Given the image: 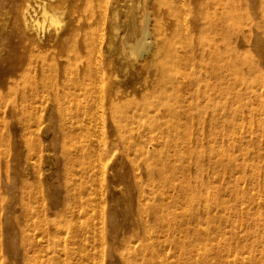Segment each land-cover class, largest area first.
I'll return each mask as SVG.
<instances>
[{"label": "bare ground", "instance_id": "obj_1", "mask_svg": "<svg viewBox=\"0 0 264 264\" xmlns=\"http://www.w3.org/2000/svg\"><path fill=\"white\" fill-rule=\"evenodd\" d=\"M249 37L264 40V0H0L5 259L22 264L17 235L26 251L36 246L44 252L55 244L27 264H99L106 249L115 264L140 258L151 264L166 245L196 261L183 251L188 242L158 236L141 239V249L131 245L149 230L137 198L156 188L136 190L142 184L136 170L157 175L168 194H180L173 205L164 192L148 200L151 219L166 224L161 216L173 207L192 210V202L209 193L199 185L188 198L191 187L175 185L173 171L182 153L207 143L209 132L229 135L213 123L222 119L224 93L232 95L228 107L239 111L227 123H247L238 147L249 134L251 141L241 158H228L225 165L238 174L235 199L245 203L247 193L253 195L250 213L245 206L241 211L247 236L237 244L253 247L251 259L264 258V74L236 92L235 59L223 61L226 40ZM204 207L191 213L207 223L211 214ZM226 252L232 251H220Z\"/></svg>", "mask_w": 264, "mask_h": 264}, {"label": "rangeland", "instance_id": "obj_2", "mask_svg": "<svg viewBox=\"0 0 264 264\" xmlns=\"http://www.w3.org/2000/svg\"><path fill=\"white\" fill-rule=\"evenodd\" d=\"M255 39L256 38L249 37L243 40L225 41V43H227L229 46H227L226 47L227 50L224 51L225 52L223 57L224 63L226 62V59L230 57L234 58L236 62V63L234 62V68L237 71L236 72L237 78L234 77V79L237 85L240 86V87L237 86L236 92L237 91L242 92L244 88H247L248 86L255 84L258 78L260 77V75L264 74V40L262 41L256 39V41H254ZM238 43H240V45L242 44V47L237 48L236 46L239 45ZM241 92H239V94ZM230 96L232 95H228L224 93V97H222V102L225 101L224 102L225 108L222 113V119L217 123L213 122L214 124L220 125L221 130L228 131L229 135L227 136L223 132H217V133L209 132L207 134V143L200 148L193 149L191 153L190 152L182 153V155L185 154V156L183 157L182 162L179 163L180 168H177L175 169L176 171H173L174 174H176L175 175L176 180L173 181L175 185L191 187V192L189 191L188 198L191 197V199H193L194 192L192 191V188L199 185L203 187V190L206 193H209L208 195L209 197L207 196V194L205 197L204 195H201L199 197V201H193L191 204L192 210H189L190 205L188 206L179 205L175 208L173 207L172 208V210L174 209L173 211L169 213H165L164 215L161 216L165 220L167 218L166 221L170 223L165 224L158 220H153L151 219V213L149 211V205L147 204L148 203L147 201L152 198H155L159 192H164L166 194L168 192V188L162 184L157 183V175L146 172L144 168L141 169V167L138 170H136L137 178L142 180L141 182L142 184L140 186H137L136 190L137 189L144 190L148 185H154V186L156 185V188L152 194H148L145 192L139 195V197L137 198V202L135 203V205L137 206L136 208L137 210L140 209L145 211L143 215L141 214V218L142 219L144 218L145 224L147 225V228H149V230L145 233L140 234L139 237L137 238L138 240H136L131 245H134L136 249H141V247L143 246L141 239H150L158 236H160L164 240L166 239L169 241L173 240L176 243L188 242L190 245L187 246L186 248H183V251L185 254L193 257L196 260V261H187L186 259H182L180 258L181 256L180 253L178 252V249L174 248L173 246L166 245L164 248L163 247L158 248L160 249V254L157 253L156 255H154V259L153 261H151V264L152 263L153 264H251V261H264V258H260V255L256 256V259H251L252 258L251 253L253 251V247L251 246L248 247V245L246 244H237L241 239L240 237L247 236L248 230L245 227L244 229L242 228L243 227L242 221L243 219L245 220L243 215L245 214H242L241 216V211L242 208L245 206L246 213L247 212L250 213V211L252 210L253 195H251V193H247L246 197H249V199L245 203H243V201H239L235 199L236 197L235 188H236V180L238 174L235 173V171L233 170L234 168L229 169L225 167V165L228 158L231 157L232 158L235 157L236 159L241 158V155L243 153L242 149L244 148L243 146L246 145L247 146L246 149H248L249 147H251V141H250V134L248 133L249 136L244 137L243 142L239 143V147L237 145L236 141L238 140V136H240L239 133L241 131V128L246 126L247 123H245L243 119H239L237 125L234 124L231 125L230 123H227L228 118L233 121L239 115L238 109H230V107H228V105L230 104ZM240 124L242 125L241 127H239ZM242 131H244V128L242 129ZM222 139L223 141H221ZM236 145H237V149H236ZM149 154L150 152L148 153V155ZM160 156L162 155L160 154ZM130 157L134 158L135 156L132 153V155L130 154ZM186 157H188V159H186L187 161L183 162L184 158ZM186 164L188 166L184 168ZM149 165L150 164L146 162L145 164L146 169H150L152 167ZM248 166L249 164L247 162L245 167ZM233 175H235L236 177ZM131 184L132 183L128 184L129 187L127 189H132V191L134 192L135 188ZM225 184L227 186L228 185L230 186L229 187L230 194L228 195L224 194L226 191L224 190L226 186ZM169 191L171 192L169 194L167 193V198L165 201L167 204L173 205V201L178 199L180 197V194L175 189ZM211 197L215 199L211 200ZM217 198L218 200L216 201ZM215 201L217 204H215ZM109 203L111 206L115 205L114 202L109 201ZM201 205L203 206L208 205L207 208L209 209L204 207L211 214V218H209V221L207 223H204L203 221L201 222V220L198 219V216H195L196 214L194 215L191 213V212L194 213L197 206H201ZM214 205H218V206H214ZM215 207H220V208L219 209L216 208L214 210ZM182 213L184 214L181 215ZM156 215L158 216V213H155V216ZM189 215L195 216V218L193 217L190 218ZM246 218L249 220V217ZM181 219L185 221L183 222L184 223L183 226L180 225ZM171 221H174L175 224L171 223ZM244 223H245L244 226L249 227L247 224L248 222H244ZM163 224H165L168 230H170L169 233L167 228L162 227ZM47 228L49 227L47 226ZM171 230L174 231L173 232L174 234L171 233ZM199 233L204 237L213 236L214 240L210 243L204 242V240H202L201 238L195 240L194 238L198 237ZM4 235H5L4 232H0V240H2ZM16 237H17L18 246L20 245L22 247L21 250L22 264H27L29 260H30L29 262L34 263V261H37L38 259L37 256L47 253L51 251L53 248H55L54 247L55 244H52L44 248V252H42V249L36 248V246L29 247L30 248L29 251H26L23 249L25 243L24 240L19 239L17 235ZM261 237H263V235H261ZM228 248L231 249L232 251L231 253L229 252L220 253L222 249L228 250ZM95 250L99 251L98 248H95ZM4 252H5L4 244L0 241V264H13L12 261L9 262L5 259ZM28 252L29 254L26 256ZM111 252H112L111 249H109L108 251L106 249L103 256V261H100L99 264H112L113 261H110L112 259ZM68 255L72 256L73 254L68 252ZM140 260L141 261H137L136 259L135 260L126 259L125 261H121L120 263L117 264H149L143 261L141 258ZM80 262L81 261L80 260L78 261V259L72 260V264H80Z\"/></svg>", "mask_w": 264, "mask_h": 264}]
</instances>
